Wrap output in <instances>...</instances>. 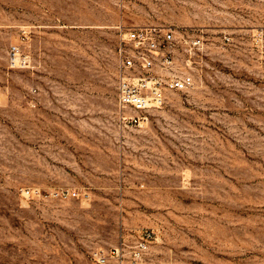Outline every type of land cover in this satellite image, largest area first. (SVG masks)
Masks as SVG:
<instances>
[{"label":"rangeland","instance_id":"rangeland-1","mask_svg":"<svg viewBox=\"0 0 264 264\" xmlns=\"http://www.w3.org/2000/svg\"><path fill=\"white\" fill-rule=\"evenodd\" d=\"M142 26L204 34L211 54L132 125L120 48ZM259 29L264 0H0V264H98L145 232L143 264H264Z\"/></svg>","mask_w":264,"mask_h":264},{"label":"built area","instance_id":"built-area-1","mask_svg":"<svg viewBox=\"0 0 264 264\" xmlns=\"http://www.w3.org/2000/svg\"><path fill=\"white\" fill-rule=\"evenodd\" d=\"M231 40L224 37L223 42ZM251 52L264 60V29L250 39ZM18 46L10 50L11 61L17 62ZM209 40L204 34L190 30L177 32L159 26L133 27L120 48V76L117 83L118 105L124 122L145 123L151 110L164 106L169 93H186L194 89L211 54ZM31 196L32 192H26ZM80 194L57 193L56 197ZM152 233L145 232L131 251L126 243L109 254H95L98 264H143L149 251ZM129 255V256H128Z\"/></svg>","mask_w":264,"mask_h":264}]
</instances>
